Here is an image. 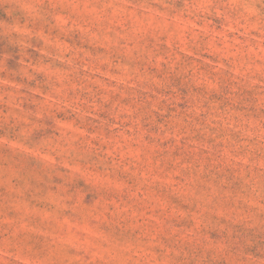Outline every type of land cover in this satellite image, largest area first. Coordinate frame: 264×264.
Listing matches in <instances>:
<instances>
[{"label":"rangeland","instance_id":"1","mask_svg":"<svg viewBox=\"0 0 264 264\" xmlns=\"http://www.w3.org/2000/svg\"><path fill=\"white\" fill-rule=\"evenodd\" d=\"M0 264H264V0H0Z\"/></svg>","mask_w":264,"mask_h":264}]
</instances>
